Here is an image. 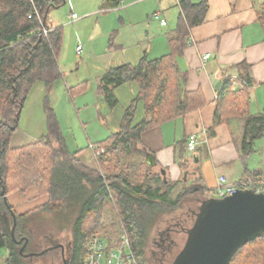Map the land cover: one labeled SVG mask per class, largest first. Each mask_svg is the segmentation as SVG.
I'll list each match as a JSON object with an SVG mask.
<instances>
[{
	"label": "trees",
	"instance_id": "trees-1",
	"mask_svg": "<svg viewBox=\"0 0 264 264\" xmlns=\"http://www.w3.org/2000/svg\"><path fill=\"white\" fill-rule=\"evenodd\" d=\"M66 1L0 0V215L8 221L4 226L0 216V250L8 251L3 264H22L26 257L20 254L18 241L30 239L28 219L31 213L43 211L77 215L70 264H84L90 238L99 234V228L105 229L100 219L95 223L96 233L85 236L84 223L91 214L102 215L100 211L104 204L111 203L110 226L120 223L129 234L137 255L152 264L145 256V247L149 231L161 214L180 208L188 199L199 203L194 210L190 208L182 213L186 217L183 225L175 226L174 238L179 234L186 235L202 203L212 194L199 179L192 185L183 186L172 199L179 183L165 181L160 172L148 167L141 168L143 163L136 167L140 170L141 181H134L131 171L135 163L127 158L134 152L144 155L139 147H143L141 136L146 129L184 116L197 106L195 95L185 88L186 75L181 72L176 57L187 47L190 30L204 22L208 3L180 2L177 28L169 35V54L151 59L145 53L137 64L113 67L100 79L99 91L110 108H115L119 102L115 93L118 88L133 83L138 92L125 108L119 131L99 144L105 153L98 157L97 167L91 168L70 152L49 94L43 102L47 134L32 144L17 148L10 145L32 88L42 83L49 89L63 78L59 66L63 29L52 28L48 36H35L42 26L34 12L38 10L43 23L49 27V11L61 7ZM118 4L119 0H105L103 7ZM241 66L247 67L241 72L246 85L234 90L232 82L224 80L218 90L219 108L209 132L213 134L214 128L220 124L230 125L232 119L240 120L243 133L240 148L245 160H250L256 140L264 138V109L257 114L251 112L249 67L246 64ZM246 172L252 179L263 177L260 171L251 172L246 168ZM142 178L148 182L144 183ZM34 190L38 192L34 197H46L45 202L30 211L18 213L10 203V195ZM3 191L7 203L1 194ZM14 216L15 238L10 234ZM108 234L114 236L116 231ZM107 238L113 239L111 236ZM230 264H264V235L242 247Z\"/></svg>",
	"mask_w": 264,
	"mask_h": 264
},
{
	"label": "crops",
	"instance_id": "crops-1",
	"mask_svg": "<svg viewBox=\"0 0 264 264\" xmlns=\"http://www.w3.org/2000/svg\"><path fill=\"white\" fill-rule=\"evenodd\" d=\"M181 1L183 0H119L117 6L104 8L105 0H96L94 5L84 9L85 0H82L81 7L77 3L76 5L84 16L93 15L97 11H104L103 15L111 13L110 22H113L111 29L116 20L121 22L122 28L136 22L144 27L143 37L140 38L133 33L134 42L130 44V48L133 49L128 51L126 43L128 40L115 48L116 52L121 54L120 65H123L133 64V61L137 64L145 53L149 58L156 59L171 52L168 40L169 35L177 28ZM191 1L194 3L207 1L208 10L204 22L190 30L187 47L183 54L176 57V62L181 72L186 75V90L195 95L198 104L194 110L184 116L154 125L142 133L141 145L144 148L140 146L139 149H146L155 157L156 168L147 166L145 153L141 155L139 152H134L127 160L135 163L131 171L134 181H140L138 179L140 170L138 171L136 167L143 163L141 168L148 167L157 173L164 170L168 180L179 183L177 189L192 185L200 179V184L211 190L212 197H218L221 177H225L228 184L237 185L249 177L246 168L251 172L260 171L264 177V171L251 166L250 160H245L241 152L243 133L240 120L232 119L230 125L220 124L214 128L213 134L209 132L219 108L218 90L223 86L224 80L229 79L234 90L245 87L241 72L247 67L241 66L243 64L249 67L251 79V84L248 86L251 98L250 110L253 114H257L264 109V0ZM65 4L69 6L70 21L76 22L79 18L72 19L74 10L71 1L67 0ZM53 21L49 27H62L56 18H53ZM92 39L85 42L90 51L96 45V40ZM100 46L101 52L96 54L106 56V59L94 80L69 85L59 63L63 73L61 80L55 82L49 89L42 83L32 88L20 117L21 121L23 113L28 108L25 127L23 129L18 127L14 132L10 141L11 147L32 144L47 134L43 102L45 96L49 94L70 152L76 154L85 165L91 168L97 167V160L88 149L89 143L105 142L119 131L121 123L120 120L116 131L111 128L107 120L111 108L99 91L100 79L111 68L117 67L111 64L112 54L110 49H107V43L100 42ZM206 54H210V58L203 61V56ZM219 81L221 85L218 87ZM130 88V93L136 96L137 85L136 90ZM34 100L32 107L35 109L31 110V102ZM66 127L71 131L79 130L82 139L79 140L73 134V142L70 145ZM191 134H196L199 139V146L194 153H189L186 148ZM22 199L10 198V203L18 213H24L25 211L19 210L27 204L35 206L45 202L46 197L37 198L33 203Z\"/></svg>",
	"mask_w": 264,
	"mask_h": 264
},
{
	"label": "rangeland",
	"instance_id": "rangeland-1",
	"mask_svg": "<svg viewBox=\"0 0 264 264\" xmlns=\"http://www.w3.org/2000/svg\"><path fill=\"white\" fill-rule=\"evenodd\" d=\"M70 1L73 5L74 12L77 14L79 19L76 22L70 21L69 6L67 4H64L59 8L51 9L47 17V24L51 25V23L54 22L53 18H56L59 21V24L62 25L63 27L62 28L63 45L59 56V63L62 67V71L65 75V78L68 81V84L73 85L83 81L94 80V78L97 77V71L103 68L105 64L104 59H106V56H99L98 54H96V52L99 53L101 52L102 47L100 46V42H103V44L107 43V49H110V53L112 54L111 64L112 66H118L121 64L120 62H122V60H121L120 52H116L115 48H117L120 43H123V41L128 40L126 42L127 48H129L128 51L133 49L130 48V44H133L134 42L132 35L133 33H136L138 36H140V38L143 37L144 32L142 28L144 27H142L140 23L136 22L130 24L127 27L122 28L121 22L120 21L118 22L116 20V23H114V26L111 29L110 26L113 25V22H110L111 13L103 15L102 13H104V11L103 12L97 11V13L93 15L84 16L82 15V12H80L78 8V6L81 7L82 0H70ZM95 2L96 0H88V1L85 0V3L83 4V8L85 9L90 5L92 6L95 4ZM76 3L78 6L76 5ZM118 16L119 15H117V18ZM127 16L128 14L125 15V17ZM150 31H152L151 28ZM150 35L151 32L149 33V36ZM90 39L96 40V45L93 47L94 49L91 51L89 46L86 45L85 43ZM78 46L82 48L80 54H78L77 52ZM133 62H134L133 64H136V61ZM130 87H133L134 90H136L135 84H126L124 85L123 88L120 87L115 91L119 102L115 108L110 109L111 110L110 115L107 116L108 119L106 118L109 121L111 128H113V130L115 131L118 128V124L120 123L125 108L128 106L130 100L135 96L130 93L131 90ZM33 102H35V100L31 102V108H30L31 110L35 109V107H32ZM28 113H29V109L27 108V110L23 113V117L21 118L19 129H23L25 127V121ZM75 113L77 115V111H75ZM140 113L141 112L139 109L138 114ZM73 120H74V116H73ZM65 122H67V120H65ZM66 128H67L66 129L67 137L70 140V145L73 142V134H75L79 140L82 139L79 130L75 129L74 131H71V129H69L68 127ZM80 129L84 134L82 127ZM250 165L255 166L256 168H259L264 171V138L256 140L255 152L250 158ZM138 179L141 181L139 177ZM142 181L144 183L148 182L145 178ZM181 189L182 188L176 190V192L172 195V199L176 198L177 193ZM35 190L27 193L17 192L16 194L10 195V198L21 197L33 203L36 200V197L34 196L38 194V192ZM112 204L113 203H111V205ZM111 205L104 204L102 210L100 211L103 214L100 213L102 215H100L99 217L95 215V214L98 215V213L91 214L87 217L86 222L84 223L85 236L86 235L88 236L90 233H93L95 232V230H97L95 223L96 221L101 219L102 223L105 226V229H100L98 227L99 235H102L104 237L111 236L113 237V239H118L120 237L122 230L121 224L120 223L116 224V226L114 227L110 226V223L112 222L110 218H112L113 215V213L111 212V207H112ZM198 205L199 203H197L196 201H193L192 199L191 200L188 199L183 202L180 208L175 210H169L166 213L161 214L160 218L151 227L147 238V243L145 247V256L148 258L149 261H150L149 259L150 255L148 254V252L155 249V242L157 241L159 233L164 231L166 227L172 226L175 223L178 215L184 212H188L190 208L194 210ZM33 207L34 206L27 204L25 207L20 208L19 211L20 212L30 211ZM76 222H77V215L75 214L69 215L65 212L48 213L44 211L31 213V216L28 219V224H29L28 234L30 236L31 242L26 250L27 252L26 254L28 255V257L24 258L22 264H61L60 263L61 257L59 250L57 248L58 246L64 245L67 247V251H69V245L73 244L71 242H73V232L75 229ZM106 225H108L107 228ZM113 231H116V235L112 236L111 234H108ZM185 241H186V235L184 234L176 235L175 242L178 244V248L172 251L171 254L172 256H170L169 258L170 262H172L175 259L177 254L182 249ZM7 256H8V251L6 249H1L0 250L1 264H3ZM253 258L255 260L256 256H254ZM253 258H251L250 260H253Z\"/></svg>",
	"mask_w": 264,
	"mask_h": 264
},
{
	"label": "water",
	"instance_id": "water-1",
	"mask_svg": "<svg viewBox=\"0 0 264 264\" xmlns=\"http://www.w3.org/2000/svg\"><path fill=\"white\" fill-rule=\"evenodd\" d=\"M220 85L221 81L217 86ZM143 151L146 164L156 168L155 157L146 149ZM161 174L167 181L164 170ZM1 194L7 203L4 191ZM1 219L6 226L8 221L4 216ZM15 226L14 216V225L10 231L13 238ZM186 235L182 249L170 264H230L242 247L264 235V192L237 189L231 195L209 198L202 203ZM27 242L20 249V254L25 257H28L24 254Z\"/></svg>",
	"mask_w": 264,
	"mask_h": 264
},
{
	"label": "built area",
	"instance_id": "built-area-1",
	"mask_svg": "<svg viewBox=\"0 0 264 264\" xmlns=\"http://www.w3.org/2000/svg\"><path fill=\"white\" fill-rule=\"evenodd\" d=\"M34 15L41 24L40 32L35 36H48L53 30L51 27H46L38 12L35 10ZM32 18V14L29 15ZM79 17L76 13L72 12V19L77 20ZM34 36V37H35ZM82 48L77 47L78 54L81 53ZM210 58V54L203 56V61ZM199 146V139L196 134H191L187 140V151L189 153L195 152ZM88 149L93 153L97 160L100 155L105 153V149L101 148L99 144L89 143ZM237 189L247 190L253 189L257 193L264 192V177L252 179L250 177L245 178L237 185L227 183L225 177H221L219 180V187L217 191L218 197H224L226 195L233 194ZM84 264H148L146 260L137 255L132 245L129 234L126 229L122 227L121 235L118 239L110 241L107 237L102 235H93L88 243L87 252Z\"/></svg>",
	"mask_w": 264,
	"mask_h": 264
},
{
	"label": "flooded vegetation",
	"instance_id": "flooded-vegetation-1",
	"mask_svg": "<svg viewBox=\"0 0 264 264\" xmlns=\"http://www.w3.org/2000/svg\"><path fill=\"white\" fill-rule=\"evenodd\" d=\"M184 221H186V217L183 214L178 215L175 223L172 226L166 227L164 231L159 233L157 241L155 242V249L148 252V254L150 255L149 259L152 264H170L168 263V261L172 254V251L174 250V245L176 244L174 236L176 234L175 230L177 229L175 228V226L183 225ZM21 240L22 242H20ZM21 240L18 241L20 249L23 247V245H25L26 240L28 239L23 240L22 238ZM30 242L31 240L29 239L24 249L25 254L27 253L26 250ZM57 249L59 250L61 257L60 263L70 264L73 257V244L69 245V251H67V247L64 245L58 246Z\"/></svg>",
	"mask_w": 264,
	"mask_h": 264
}]
</instances>
